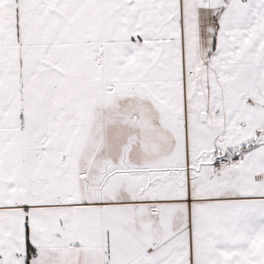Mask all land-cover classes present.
I'll return each instance as SVG.
<instances>
[{
    "label": "snow or ice",
    "instance_id": "1",
    "mask_svg": "<svg viewBox=\"0 0 264 264\" xmlns=\"http://www.w3.org/2000/svg\"><path fill=\"white\" fill-rule=\"evenodd\" d=\"M0 264H264V0H0Z\"/></svg>",
    "mask_w": 264,
    "mask_h": 264
}]
</instances>
